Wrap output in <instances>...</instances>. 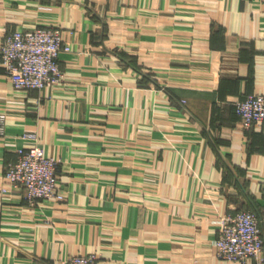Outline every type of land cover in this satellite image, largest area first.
<instances>
[{
  "label": "crops",
  "instance_id": "obj_1",
  "mask_svg": "<svg viewBox=\"0 0 264 264\" xmlns=\"http://www.w3.org/2000/svg\"><path fill=\"white\" fill-rule=\"evenodd\" d=\"M38 26L71 50L44 88L0 60V264H242L215 242L223 215L264 217V122L235 107L264 92V0H0V43ZM26 131L64 197L32 204L5 176Z\"/></svg>",
  "mask_w": 264,
  "mask_h": 264
},
{
  "label": "built area",
  "instance_id": "obj_2",
  "mask_svg": "<svg viewBox=\"0 0 264 264\" xmlns=\"http://www.w3.org/2000/svg\"><path fill=\"white\" fill-rule=\"evenodd\" d=\"M71 50L65 44L58 27L38 26L15 29L6 33L0 43V60L16 89L29 90L51 87L60 82L64 72L60 65L61 51ZM241 124L250 129L264 122V92L250 94L235 102ZM8 113L0 111V137L7 131ZM24 145L18 149V159L6 170V177L25 191L30 203L36 200L64 197L59 191L60 159L46 153L38 144L35 132L21 136ZM216 239L218 256L245 264L250 259L263 261L264 236L262 222L252 209L225 214L219 219ZM65 264H98L96 256L88 253L73 254Z\"/></svg>",
  "mask_w": 264,
  "mask_h": 264
},
{
  "label": "trees",
  "instance_id": "obj_3",
  "mask_svg": "<svg viewBox=\"0 0 264 264\" xmlns=\"http://www.w3.org/2000/svg\"><path fill=\"white\" fill-rule=\"evenodd\" d=\"M259 216V215H258ZM260 218V217H259ZM263 224V223H262ZM261 224V226H262V229H263V225Z\"/></svg>",
  "mask_w": 264,
  "mask_h": 264
}]
</instances>
